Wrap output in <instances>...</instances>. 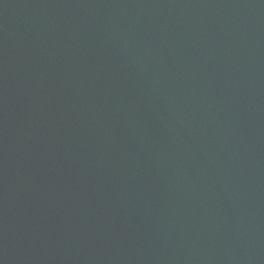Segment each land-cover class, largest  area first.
Instances as JSON below:
<instances>
[{
  "label": "water",
  "instance_id": "95a60500",
  "mask_svg": "<svg viewBox=\"0 0 264 264\" xmlns=\"http://www.w3.org/2000/svg\"><path fill=\"white\" fill-rule=\"evenodd\" d=\"M0 264H264V0H0Z\"/></svg>",
  "mask_w": 264,
  "mask_h": 264
}]
</instances>
